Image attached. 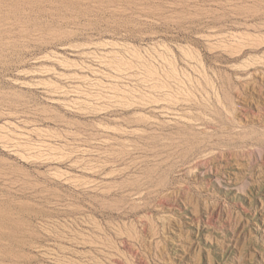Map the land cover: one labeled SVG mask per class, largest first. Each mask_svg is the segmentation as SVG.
Instances as JSON below:
<instances>
[{
    "label": "rangeland",
    "instance_id": "rangeland-1",
    "mask_svg": "<svg viewBox=\"0 0 264 264\" xmlns=\"http://www.w3.org/2000/svg\"><path fill=\"white\" fill-rule=\"evenodd\" d=\"M0 264H264V0H0Z\"/></svg>",
    "mask_w": 264,
    "mask_h": 264
}]
</instances>
